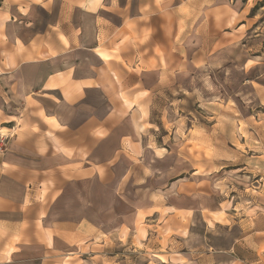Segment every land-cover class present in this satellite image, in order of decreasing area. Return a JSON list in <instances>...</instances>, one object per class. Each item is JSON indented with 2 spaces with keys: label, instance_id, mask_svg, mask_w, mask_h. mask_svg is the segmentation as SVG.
<instances>
[{
  "label": "rangeland",
  "instance_id": "374dc122",
  "mask_svg": "<svg viewBox=\"0 0 264 264\" xmlns=\"http://www.w3.org/2000/svg\"><path fill=\"white\" fill-rule=\"evenodd\" d=\"M197 4L205 36L177 42L183 61L151 95L144 154L130 157L138 179L145 165L147 185L165 194L148 202L149 191L136 196L128 179L122 202L105 191L116 201L105 211L89 181L71 186L27 245L38 264H264V0ZM29 19L44 29L49 16L34 5Z\"/></svg>",
  "mask_w": 264,
  "mask_h": 264
},
{
  "label": "crops",
  "instance_id": "0c3cea01",
  "mask_svg": "<svg viewBox=\"0 0 264 264\" xmlns=\"http://www.w3.org/2000/svg\"><path fill=\"white\" fill-rule=\"evenodd\" d=\"M6 2L15 9L0 0V264H38L27 245L71 186L89 181L105 211L128 179L136 196L149 191L148 202L165 194L147 185L145 165L138 179L130 157L144 154L138 140L151 95L178 71L177 42L205 35L191 11L197 0ZM34 5L49 16L44 29L26 20ZM124 157L130 163L120 172ZM107 190L116 201L106 202Z\"/></svg>",
  "mask_w": 264,
  "mask_h": 264
}]
</instances>
